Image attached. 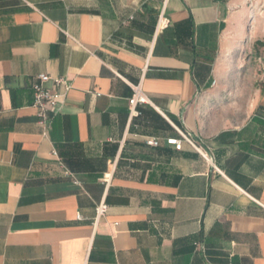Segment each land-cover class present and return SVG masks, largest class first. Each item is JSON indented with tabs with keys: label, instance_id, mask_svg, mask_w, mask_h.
I'll return each mask as SVG.
<instances>
[{
	"label": "crops",
	"instance_id": "1",
	"mask_svg": "<svg viewBox=\"0 0 264 264\" xmlns=\"http://www.w3.org/2000/svg\"><path fill=\"white\" fill-rule=\"evenodd\" d=\"M0 264H264V0H0Z\"/></svg>",
	"mask_w": 264,
	"mask_h": 264
},
{
	"label": "built area",
	"instance_id": "2",
	"mask_svg": "<svg viewBox=\"0 0 264 264\" xmlns=\"http://www.w3.org/2000/svg\"><path fill=\"white\" fill-rule=\"evenodd\" d=\"M170 20L166 17L165 13H162L159 18L158 22V29L159 30H165L169 28ZM38 83H35L33 85V91L35 93V99L33 106L38 111V118H39V124L44 127L45 132L44 135L47 136V133L49 131V121L50 117L49 114H57L59 111V105L61 99L67 94L70 87L67 85L66 80H55L54 85L58 89L56 91H51L45 87V83L51 80V77L47 75H41L38 76ZM63 89V92L61 91ZM134 95L130 99L129 103L130 106L136 107L137 104L140 103H146V97L143 94V91L139 87L133 88ZM185 142H189L196 150L201 151V148L197 145L195 140L186 135H182ZM159 140L151 139L147 141V144L152 147H157L159 145ZM168 145H175L176 147H181L182 141L178 139L168 140ZM202 156L207 161H211V157L206 151H201ZM107 211V206L102 204L98 206L96 210V216L100 217L103 216Z\"/></svg>",
	"mask_w": 264,
	"mask_h": 264
},
{
	"label": "rangeland",
	"instance_id": "3",
	"mask_svg": "<svg viewBox=\"0 0 264 264\" xmlns=\"http://www.w3.org/2000/svg\"><path fill=\"white\" fill-rule=\"evenodd\" d=\"M237 72L238 79L249 81L254 79L260 80V78H263V72L258 68L257 59L250 54L243 57Z\"/></svg>",
	"mask_w": 264,
	"mask_h": 264
}]
</instances>
